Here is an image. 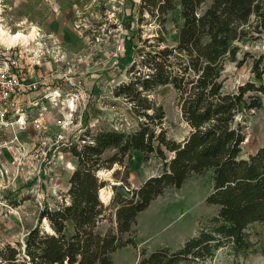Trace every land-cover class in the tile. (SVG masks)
Returning a JSON list of instances; mask_svg holds the SVG:
<instances>
[{"label":"trees","instance_id":"1","mask_svg":"<svg viewBox=\"0 0 264 264\" xmlns=\"http://www.w3.org/2000/svg\"><path fill=\"white\" fill-rule=\"evenodd\" d=\"M137 13L138 26L123 43L129 78L113 89L136 126L86 128L64 143L76 167L61 203H44L23 242L0 249V264H114L115 252L136 246L140 213L167 190L209 172L207 203L218 207L216 215L177 250H144L139 264H193L223 247L244 255L253 249L247 229L264 226V146L245 159L241 153L247 117L264 107V52H242L239 43L264 34V0H141ZM146 25L155 28L142 39ZM248 60L250 77L229 88L228 66ZM165 86L175 90L190 128L181 141L168 137L165 110L151 97ZM135 152L162 165L136 188L127 164ZM101 171H112L117 183L102 179ZM109 186L105 201L101 192Z\"/></svg>","mask_w":264,"mask_h":264},{"label":"rangeland","instance_id":"2","mask_svg":"<svg viewBox=\"0 0 264 264\" xmlns=\"http://www.w3.org/2000/svg\"><path fill=\"white\" fill-rule=\"evenodd\" d=\"M140 2L0 0V34L8 44L16 41L5 40L8 35L13 36L8 33L9 29L12 33L25 35L17 40L27 41L31 26L45 29L44 22L52 15L58 14L60 19L63 18L62 22L66 24H62V29L68 34L73 33L75 40L62 41L69 57L58 66L64 71L73 65L88 92L85 104L80 103L72 117H68L66 108L55 109L49 115L50 121L45 119L41 130L31 125L32 116L27 119V130H20L17 126L8 131L0 128V249L8 243L15 245L16 242H23L28 230L37 225L44 203L52 208L61 203L62 194L67 191L68 180L76 167L74 157L65 152V142L75 141L86 128L95 130L109 126L129 130L136 126L134 117L128 112V105L114 96L113 89L129 78L126 69L131 57L117 51L128 40L131 30L138 26L137 7ZM154 28L151 25L143 26L142 39L151 35ZM168 30L169 43L175 44L178 34L172 22L168 24ZM239 46L242 52H264V34L246 39ZM75 54L81 55V58ZM250 68V60L241 67L233 63L229 65V88L246 81L250 77ZM98 73L100 78L92 82L88 79ZM55 86L48 85L50 90ZM151 97L165 110L164 125L168 137L183 140L190 128L182 118L173 87H160ZM33 108L35 115L37 108ZM245 134L241 153L244 159L264 146V107L247 117ZM127 164L129 181L135 188L162 170L159 160L152 157L144 162L138 152ZM115 169L121 168L117 166ZM122 175L123 170L120 177ZM99 176L109 180L111 185L117 183L112 178V171H101ZM212 192L210 172L202 177L190 178L180 189L167 190L139 214L136 246H127L115 252L114 264H139L144 250L150 254L159 248L179 249L216 215L218 207L207 203ZM111 193L109 186L101 192L102 199L108 201ZM247 233L255 245L246 255L236 254L231 247H223L217 250L212 259L193 264H264V226L253 224Z\"/></svg>","mask_w":264,"mask_h":264},{"label":"built area","instance_id":"3","mask_svg":"<svg viewBox=\"0 0 264 264\" xmlns=\"http://www.w3.org/2000/svg\"><path fill=\"white\" fill-rule=\"evenodd\" d=\"M30 28L27 41L20 39L13 44H7L0 40V128L6 131L16 126L20 130L28 129L25 118L27 108L23 106L22 98L41 85L56 84L53 89L46 90L32 105L37 108V112L32 116L30 123L36 130L43 128L53 106L66 108L68 117H72L78 105H84L88 97L83 80L73 65L67 70L46 73L33 81L29 80L31 71L36 67H45L47 63L58 65L66 62L69 57V53L55 34L36 25ZM8 33L13 36L18 34L12 33L11 29ZM124 50V46L120 45L117 53ZM75 56L81 58V55ZM1 147L2 145L0 149Z\"/></svg>","mask_w":264,"mask_h":264},{"label":"crops","instance_id":"4","mask_svg":"<svg viewBox=\"0 0 264 264\" xmlns=\"http://www.w3.org/2000/svg\"><path fill=\"white\" fill-rule=\"evenodd\" d=\"M62 19L63 18L60 19L58 14L52 15L51 17H49L46 20V22H44V28H45L44 30H46V32L55 34L61 42L64 41L65 39L66 40H70V39L75 40V36L73 33L68 34L67 32H65L62 29V24H64V25L66 24V23L62 22ZM49 71L50 72L51 71L60 72L61 67H59L58 65H56L54 63H47L46 66L42 67V68L36 67L35 70L33 69L31 71L29 80L33 81L34 79H37L39 76H42L43 74L49 73ZM100 77H101V75L98 73V74L89 76L88 79H90V81L92 82V81H94ZM94 89H96V88L94 87ZM46 90H50L48 85H46V86L41 85L40 87L36 88L35 90L29 91L28 94L22 98L23 106L25 108H27L25 118L28 119L29 117L33 116L35 109L33 108L32 105L42 97V95L44 94V92ZM91 91H93V88L91 89ZM53 107L54 108L52 109L51 113H49L46 117V119L49 121L51 118V116H49V115L52 114V112H54L55 109L56 110L61 109L58 106H53Z\"/></svg>","mask_w":264,"mask_h":264},{"label":"bare ground","instance_id":"5","mask_svg":"<svg viewBox=\"0 0 264 264\" xmlns=\"http://www.w3.org/2000/svg\"><path fill=\"white\" fill-rule=\"evenodd\" d=\"M1 32L4 33L3 30H1ZM4 34H5V33H4ZM18 37H25V35H24L23 33H20V34L15 35V36H10V35H8V36L5 38V40H6V41H9V42H13V41H15V39H16V41H17ZM0 40L3 41V38H2V36H1V34H0ZM16 41H15V42H16ZM3 42L6 43L5 41H3ZM7 44H8V43H7ZM102 197H103V194H102Z\"/></svg>","mask_w":264,"mask_h":264}]
</instances>
